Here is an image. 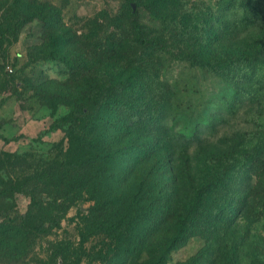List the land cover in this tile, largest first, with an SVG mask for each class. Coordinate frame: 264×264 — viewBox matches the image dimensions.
I'll use <instances>...</instances> for the list:
<instances>
[{"label": "rangeland", "instance_id": "1", "mask_svg": "<svg viewBox=\"0 0 264 264\" xmlns=\"http://www.w3.org/2000/svg\"><path fill=\"white\" fill-rule=\"evenodd\" d=\"M41 1L61 9L51 33L58 36L57 26L63 25L78 38L94 33L99 20L105 19L101 13L110 18L120 16L124 3ZM227 1L187 0L189 16L198 15V33L192 32L195 24L190 20L167 28L147 3L132 10L137 12L148 38L160 37L155 53L164 61L162 72L170 83L172 112L157 120L164 119L189 134L200 121L201 137L216 142L236 135L245 147L256 152L264 150V0H234L242 11L253 6L260 9L257 17L263 15L257 25L237 22L243 27L241 37H262L263 49L258 58L263 64L251 60L253 65L248 62L246 67L236 68L220 65L231 45ZM13 2L0 0V13ZM131 4L134 6L135 1L128 2V9L133 7ZM2 21L9 22L5 15ZM43 34V22L35 19L0 36V264H153L160 256L166 257L167 264H228L219 256L220 251L231 252L234 264H250L256 252H264V217L250 222L236 216L227 227L229 237L219 246L201 235L170 244L173 218L156 219L149 231L146 219L140 221L142 235L131 242L137 225H127L129 216L117 220L116 207L109 202L96 212V201L70 183L63 163L67 138L61 126L53 125L54 117L69 111V104L79 101L83 95L80 92H87L88 86L79 83V91L72 89L67 64L60 58H44L40 48ZM252 41L251 37L246 40ZM58 51L60 48L50 47V53ZM90 54L94 60L95 55ZM96 76L92 71L88 82L95 84ZM123 119L135 122L137 109ZM262 173L255 197L264 187V167ZM115 228L118 232L128 231L120 246L123 262L116 258L118 243L112 236ZM232 239L241 240L235 248L230 246Z\"/></svg>", "mask_w": 264, "mask_h": 264}, {"label": "trees", "instance_id": "2", "mask_svg": "<svg viewBox=\"0 0 264 264\" xmlns=\"http://www.w3.org/2000/svg\"><path fill=\"white\" fill-rule=\"evenodd\" d=\"M122 1L120 16L110 18L101 13L105 19H96L99 22L94 33L78 38L63 25L57 26L58 36L51 33L53 20L61 16L60 8L47 1L14 0L0 13V36L35 19L42 21L40 48L44 58H60L67 64L72 89L79 91V83L87 84L88 91L80 92L83 95L69 104V111L54 117L53 125L61 126L67 138L63 163L70 183L96 201V212L109 202L116 207L117 220L129 216L127 225H137L131 242L142 235L140 221L146 219L149 231L156 219L173 218L170 244L201 235L220 246L229 237L227 227L236 216L250 222L264 217V187L256 197L253 195L263 177L264 150L255 152L245 147L243 139L236 135L216 142L211 137H201L200 121L189 134L164 119L157 120L172 112L171 87L162 72L164 61L155 53L160 37L148 38L137 12L132 10L134 6L128 9L130 0ZM134 1L136 7L146 3L152 6L154 15L169 29L190 20L195 24H191L192 32H199L195 20L198 15L189 16L187 0ZM227 4L231 45L220 65L236 68L246 67L248 62L253 65L254 61L263 64V59L258 58L263 49L262 37H241L243 27L237 23L240 20L243 25H257L263 18L257 17L260 9L252 6L242 11L234 0ZM3 15L7 24L2 21ZM249 37L251 43L246 42ZM50 47L60 51L50 53ZM90 53L95 55L94 60ZM92 71L97 74L95 84L88 82ZM36 94L42 96L38 91ZM134 109L135 122L124 121V116ZM117 229L112 236L118 243L116 258L123 262L120 246L128 231ZM240 241L232 239L230 246L235 248ZM131 248L136 250L132 244ZM166 248L164 244L163 253ZM219 256L234 264L231 252L220 251ZM153 264H167V259L160 256ZM250 264H264V252H256Z\"/></svg>", "mask_w": 264, "mask_h": 264}, {"label": "water", "instance_id": "3", "mask_svg": "<svg viewBox=\"0 0 264 264\" xmlns=\"http://www.w3.org/2000/svg\"><path fill=\"white\" fill-rule=\"evenodd\" d=\"M134 7H135V5H134Z\"/></svg>", "mask_w": 264, "mask_h": 264}]
</instances>
